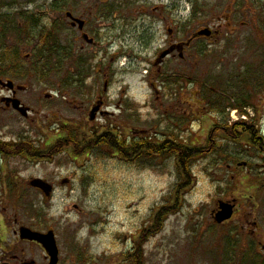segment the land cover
I'll use <instances>...</instances> for the list:
<instances>
[{
  "label": "rangeland",
  "instance_id": "obj_1",
  "mask_svg": "<svg viewBox=\"0 0 264 264\" xmlns=\"http://www.w3.org/2000/svg\"><path fill=\"white\" fill-rule=\"evenodd\" d=\"M70 10L88 19L98 50H81L80 34L64 29ZM6 14L13 23L0 28V50L15 53L19 71L2 69L0 80L25 88L17 98L31 113L26 119L6 109L1 100L9 95L0 88V152L7 159L0 223L19 216L22 225L52 230L67 264H126L132 254L135 264H241L260 255L262 232L242 226L256 220L264 232V153L223 130L211 134L245 115L264 136V0H0V16ZM54 24L59 36L43 50L38 33ZM206 27L219 31L210 44L196 42L184 63L152 67L170 39L185 41ZM42 58L54 70L49 77ZM99 96L109 114L92 122ZM64 128L77 139L111 131L127 144L165 138L202 155L185 176L172 155L120 156L95 145L77 158L66 144L59 154L28 160L7 150L57 149ZM37 179L55 186L51 198L30 186ZM225 200L238 201L239 212L219 227L211 215Z\"/></svg>",
  "mask_w": 264,
  "mask_h": 264
},
{
  "label": "flooded vegetation",
  "instance_id": "obj_2",
  "mask_svg": "<svg viewBox=\"0 0 264 264\" xmlns=\"http://www.w3.org/2000/svg\"><path fill=\"white\" fill-rule=\"evenodd\" d=\"M159 1H164V0H159ZM153 11L155 13H160L162 14V12L164 11L163 7L160 6H156ZM70 15V16H69ZM162 17V16H160ZM165 19V18H164ZM160 20L165 23V20L161 19ZM222 19H219V21H221ZM17 21V20H16ZM76 21H80L83 22V29L80 28V22H76ZM63 26L64 29H66L68 32L71 33H78L80 34V37H78V40H82V42H84L86 44V46H81V50L85 51V50H98L102 43L98 42L96 34L94 32V29H91L90 27V23L88 21V19L84 18L83 15H77L75 12H73L72 10L66 12V20H65V24L63 21ZM9 27H7L6 29H8ZM11 28V27H10ZM207 28V27H206ZM212 30V35L209 38L206 37H200L198 36V32H200L201 30H203V28H199L196 29V31L191 34L185 41L184 40H171L169 42H167V45L165 46V50H168L170 52V55L168 56L167 59L163 60L161 63L159 62V56H155L154 60L152 62V67H154L157 71H161L164 67V65L167 63L168 60H172V61H176L178 60L179 63H184L186 61V54H188L189 50L192 49V47L195 45L196 42H207V43H211L212 41L215 40V38L218 36L219 31L213 27H208ZM15 31L19 32V25H17L15 28H13ZM59 29V30H58ZM61 30V26L60 25H52L51 29L49 30L50 32H57L59 33ZM82 30V31H81ZM170 36H174V32L170 29L169 31ZM88 36L90 39H93L95 41V43H87V41H85L83 39L84 36ZM59 36V34H58ZM76 41H70V48H68V50L73 49V44H75ZM71 51H68V53H70ZM84 64V63H82ZM17 86V85H16ZM15 86V91H16V87ZM25 90V89H24ZM23 88L19 86V92H22ZM16 94V95H14ZM8 92V95L10 97H15L17 98L18 95V91L16 92ZM100 104V105H99ZM98 105L100 106V111L97 114L98 115H104V114H109L107 111H105V105H104V101L102 99V97H98V100L94 103L91 104L92 108ZM108 109V108H107ZM104 110V111H103ZM113 115V114H112ZM96 116V117H97ZM95 123H93L94 125ZM234 126L230 127V129H233ZM249 128V127H248ZM238 133L239 132H243V131H248V129L246 127H240L237 129ZM250 131V130H249ZM253 134V132H251ZM254 135V134H253ZM244 140H249L251 139L249 136H245L242 137ZM241 138V139H242ZM260 139V137H259ZM261 140V139H260ZM249 145H253V143H251L249 141L248 143ZM260 149V148H258ZM6 156L5 153H3L2 151L0 152V162H1V166H0V175H2L3 173V168L4 166H6ZM5 183L3 182V178H0V192L2 191V188H5ZM55 187V186H54ZM6 189V188H5ZM4 193V191L1 193L0 196H2ZM235 200H225V202H233ZM236 208H235V213L233 218H235L237 216V213L239 212V205H238V201H236ZM217 208L214 210L216 211ZM3 218V217H1ZM14 220L11 221L10 223H7L5 220V223H0V264H52V260L50 255L48 254V252L46 251V249L44 248L43 244L40 242H36V241H31V240H24L21 239L20 234H21V229L23 227L29 228L35 232L41 233V234H47L49 232V230H41V229H35V227L33 226H25L20 224L19 222V216H14ZM228 223H225L224 225H226ZM243 228H249L251 227L253 230V233L256 234L258 230H260L262 232V240L260 241V243H258L256 246V248L259 249L258 253L260 255L254 256V260L250 263V262H246V256H244L242 258L241 264H264V255L262 254V252L264 253V232L262 230V228H260L259 223L255 220L253 223H247L245 224V226H242ZM243 228H241V230H243ZM55 234V233H54ZM56 237V234H55ZM58 244V243H57ZM58 246V245H57ZM257 249V250H258ZM36 250V251H34ZM58 250H59V254H58V260H57V264H67L64 261H62V252L61 249L58 246ZM41 257V259H40ZM137 257L132 255L130 257V260L125 261L126 264H135L134 263V259H136ZM138 264V263H137Z\"/></svg>",
  "mask_w": 264,
  "mask_h": 264
},
{
  "label": "trees",
  "instance_id": "obj_3",
  "mask_svg": "<svg viewBox=\"0 0 264 264\" xmlns=\"http://www.w3.org/2000/svg\"><path fill=\"white\" fill-rule=\"evenodd\" d=\"M0 19V27L3 25H6V28L9 27L10 29V23L12 25L13 22H11L10 16H4L2 15ZM16 21V19H15ZM33 22H31L32 24ZM31 24L29 22H26L25 25L29 28L27 30V33L33 34L31 28ZM59 30V29H58ZM29 33V34H30ZM3 34H8L7 32L3 31ZM28 34V35H29ZM40 37V45L42 46L43 50L50 49L47 46L50 42L55 43V36L58 35L57 32L53 33L50 31H45L44 33H38ZM58 37V36H57ZM54 38V39H53ZM55 49L52 48L50 50L51 52ZM50 53V52H49ZM15 53H13L11 50L8 49H1L0 50V69H6L9 68L11 65L14 66V69L11 71L14 73V70L19 71L18 68V58L14 57ZM35 59V56L32 58ZM41 64L44 69V76L49 77V74L54 72V70H51L48 72V67L50 65V60H46L42 58ZM15 75V74H14ZM16 78V75H15ZM240 127H246L248 131H243L238 133V128ZM248 124L245 123H236L234 124L233 129H230V127L225 126L221 128H214L212 131L213 134H219L217 130H223V134L227 135L231 138L236 137L237 140H239L242 137L249 136L251 139L249 141L253 143V145L256 148H260L259 150L264 153V139H259V134L254 130V127H249ZM67 128H64L62 130L64 137L58 139L59 147L53 148L51 145L48 148V150H41L37 151L31 144H28L26 147L24 145L17 146V147H11L10 145L7 146L8 152H12L20 157H33L35 155H41L45 152L54 151L56 154H59L61 151H63L66 147V144L72 145L71 152L75 154L77 157H81L85 152H87L92 146L95 145H101L103 147H110L111 149L115 150L119 153L120 156H124L125 154H128L129 152L133 153L134 151H137V155L139 156H148L153 158L158 157H165L167 155H172L177 160V168L179 169L180 173L182 175L187 176L190 170V166H192V162L195 158L201 157L202 151L199 148H193L186 145H180L176 144L175 142L163 139L159 144H153L149 142L148 140H136L134 139L132 143L127 144L126 142H118L117 139L111 135V131L107 132L106 134L100 135L98 133L92 134L91 137L84 136L83 138H74L72 137L67 131ZM250 130V131H249ZM253 132V134L251 133ZM208 146H212V141H210ZM179 196V195H178ZM178 201V198H177ZM162 211H167L166 214L169 215L170 210L169 209H163ZM174 211V209L172 210ZM162 215V214H161ZM136 257L138 254L135 255Z\"/></svg>",
  "mask_w": 264,
  "mask_h": 264
},
{
  "label": "water",
  "instance_id": "obj_4",
  "mask_svg": "<svg viewBox=\"0 0 264 264\" xmlns=\"http://www.w3.org/2000/svg\"><path fill=\"white\" fill-rule=\"evenodd\" d=\"M76 22H80V21H76ZM83 25H84V23L80 22V28L81 29H83ZM199 35L209 37L211 35V32L210 31H203V32H200ZM84 39L89 44L93 43V40L89 39L88 36H84ZM167 55H168V52L162 54V58H165ZM2 86L4 88L10 89V90H12L14 88V85L12 82H9L8 84L2 83ZM3 103H6L7 107L12 106L13 109L16 110L17 112H19L23 117H25V118L28 117V109L21 107L20 101L13 100V99H4ZM98 111H99V108H96L92 111V114H91V120L92 121L95 119V115ZM31 187L41 190L45 194L46 197L51 196L52 187L40 179L34 180L31 183ZM233 214H234V206L229 204V203L221 202L219 205V212L215 213V216H214L215 222L217 224H223L226 221H229L233 217ZM21 239L31 240V241H36V242L42 243L44 248L46 249V251L48 252V254L51 257L52 264H57L59 250H58L57 243H56L55 236H54L53 232H49L47 235H41V234L35 233L29 229L23 228L21 230Z\"/></svg>",
  "mask_w": 264,
  "mask_h": 264
}]
</instances>
